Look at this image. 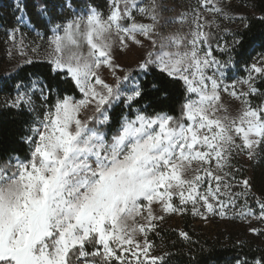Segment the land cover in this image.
I'll return each instance as SVG.
<instances>
[{"label":"snow or ice","instance_id":"obj_1","mask_svg":"<svg viewBox=\"0 0 264 264\" xmlns=\"http://www.w3.org/2000/svg\"><path fill=\"white\" fill-rule=\"evenodd\" d=\"M203 3L212 4L209 11L223 14L212 0ZM132 7L135 0H111L106 17L90 9L64 26L63 37L54 36L51 70L67 77L83 98L58 94L25 138L28 156L10 158V173L0 166V264H158L163 257L151 253L153 245L147 239L154 221L163 219L155 215L154 206L164 213H183L190 204L194 215L225 217L230 205L236 208V200L248 195L249 181H240L244 191L233 193L225 179L231 173L224 169L234 153L246 152L251 159L264 144V103L253 106L249 99L258 92L256 80H264V55L247 66L244 78L225 83L221 69L227 64L216 59L210 47L201 48L209 43L203 25H197L185 51L149 52L138 64L141 70L154 65L198 97L186 99L180 119L136 109L134 118H121L110 139L89 127L92 120L108 123L102 109L119 99L121 83L129 79L116 77L112 85L101 76L103 67L113 73L119 67L114 54L117 40L120 47H127L128 41L140 44L137 35L150 37L154 30L155 6L150 13L153 24L136 23ZM54 8L46 3L42 11ZM124 20L132 23L125 25ZM81 40L88 46L86 53L79 50ZM240 43L234 36L221 51H235ZM213 67L216 71L208 75ZM221 91L241 102L236 115L227 114ZM40 93L48 99L43 87ZM143 95L136 85L125 103L131 106ZM22 103L31 109L26 92L18 93L11 106L19 108ZM90 105L103 120L80 118ZM256 203L258 215L250 208L237 215L264 221V199ZM145 210V223H137L136 217ZM180 235L188 238L184 232ZM254 264H264V257Z\"/></svg>","mask_w":264,"mask_h":264},{"label":"rangeland","instance_id":"obj_2","mask_svg":"<svg viewBox=\"0 0 264 264\" xmlns=\"http://www.w3.org/2000/svg\"><path fill=\"white\" fill-rule=\"evenodd\" d=\"M30 1L33 5V0ZM27 2L28 0H0V112L12 111L17 116L25 117L23 124L25 129L20 140L26 145L29 154V145L26 143L25 138L31 134L33 127L38 126V120L42 119L47 108L58 98V94H67L59 92L57 88L50 91L38 74L22 76L19 72L30 64H44L49 67L52 74H55L56 72L51 70L53 67L51 59L54 55V45L52 44L54 36L60 35L63 37L65 35L64 26L73 19L86 16L90 9L94 8L106 17L110 11L111 0H60L59 3L55 4V10L47 13L49 17L42 21L36 18L35 22L39 21L38 26L34 25L35 22L31 23L24 14ZM212 3L222 8L223 14L209 11L212 4L205 5L203 0H135V7H132L131 11L135 22L138 24H153L150 13L155 6L157 19L154 30L150 37L137 35V39L141 41L140 44L128 41L127 47H120L117 40L114 54L115 64L119 67L115 69L114 73L113 70L103 67L101 76L107 83L112 85L116 84V77L122 78L129 75V79L121 83L119 99L113 100L110 105H106L102 109L104 114L109 117L108 123L100 124L97 120H92L89 127L99 129L110 139L119 127L123 116L134 118L136 109H147L149 114H154L155 112H151L145 104H142L139 98L131 106L125 103L126 97L132 94L136 85L144 90L143 83L150 71L160 73L154 65L150 66V70H141L138 68V64L146 58L149 52L155 55L162 50L170 52L185 51L190 47L189 41L192 39V33L196 30L198 24L203 25L202 30L209 34L208 45H201V48L207 50L210 47L213 56L222 63L227 64V67L221 69L224 73L225 83L230 84L233 80H239L246 76L247 66L264 55V35L263 38L253 42L246 55L240 53L239 45L232 52L221 51V48L226 44L231 45L234 36L241 41V33L248 28L251 20L264 22V0H212ZM141 8L146 9V12L142 14L139 11ZM5 18L10 19L11 22L3 21ZM122 23L127 25L132 21L124 20ZM57 25L61 27L57 29ZM174 40H180L181 43L177 45ZM79 50L84 53L88 50V46L83 40L80 41ZM201 55H203V51ZM215 71L216 68L213 67L207 70V74L212 75ZM61 75L62 80H68L63 74ZM163 75L167 77L165 74ZM34 82L37 85L36 87H33ZM179 82L183 90V98L177 111L175 113L162 111L177 119L182 116V106L186 99L188 97L198 98L195 94L186 93L183 82ZM262 84H264V80L258 79L255 82L258 92L249 97L253 106L264 103V95H261L264 91H261L260 87ZM17 85L20 87L18 88ZM72 85L74 87V84ZM41 87L44 88V95L48 97L47 100L41 96ZM240 87L238 85L237 90ZM243 87L246 89L247 86ZM75 90L77 95L74 98L76 100L82 99L83 96L79 90L76 88ZM22 92L28 93L31 97V109L23 103L19 108L11 106L12 100L16 98L18 93ZM221 103L225 106L229 115H236L241 104L239 100L223 91H221ZM115 108H118V116L116 120H112L110 114ZM221 114H225L223 110ZM93 116L97 117L98 120H103V116L95 111L94 105H90L82 109L80 118L87 120ZM185 122L187 121L185 120ZM9 162L10 158L1 160L0 166L8 168ZM11 163H15V161L11 160ZM8 171L10 173L11 168H8ZM224 172L231 173L225 179L231 183L233 193L244 191L243 186L239 184L242 180H248L250 185L247 190L248 195L246 197L241 196L236 200V208H232L230 205L227 210L228 214L225 217L218 214H208L202 208L200 211L205 212L206 218L194 215L190 204L188 210L183 213H164L159 207L154 206L155 215L163 216V219L154 221L155 228L148 231L147 239L153 245L151 253L163 257V260L158 261V264L164 263L167 254L162 247L152 242L153 232H157L159 228H165L175 230L180 235L181 232L185 233L183 222L186 219L191 221L190 228L192 232L202 239L217 241L224 247L250 245L264 252V221L253 217L244 219L237 215L239 211H247L248 208L252 209L257 215L259 213L256 200L264 199V144L255 149V154L251 159L246 152L234 153ZM245 200L247 201L246 207L244 206ZM144 215H146V210L142 212L141 216L136 217L137 223H145ZM251 229H256V231L253 232ZM182 238L184 239L183 236ZM89 250H92L91 246H89ZM96 259L99 260V257ZM238 261L246 262L235 260L233 264H237ZM74 264H76L75 261ZM246 264H254V262H246Z\"/></svg>","mask_w":264,"mask_h":264},{"label":"trees","instance_id":"obj_3","mask_svg":"<svg viewBox=\"0 0 264 264\" xmlns=\"http://www.w3.org/2000/svg\"><path fill=\"white\" fill-rule=\"evenodd\" d=\"M59 1L33 0L35 5H32L30 3L31 1L28 0L24 14L31 23H34L36 18L39 21L45 20L49 17L48 12L44 13L42 11L45 4L55 5ZM52 10H55V8ZM5 19L3 21L11 22L10 19ZM39 21L35 22L34 25L38 26ZM263 35L264 22L251 20L248 28L241 33L240 53L246 55V52L253 42L263 38ZM19 73L22 76L38 74L44 80L50 91L53 88H57L59 92H65L67 95L73 97L77 95L75 88L69 80H62V75L58 76L57 73L52 74L49 67L44 64H30L22 68ZM153 84H156L157 87L153 88ZM143 87L144 95L140 101L151 112L169 111L170 113H175L177 111L179 103L183 98V90L179 81L170 80L161 73L150 71L145 77ZM260 87L261 91H264V84ZM110 115L112 120H116L118 108L113 109ZM24 122V116H17L12 111L0 112V161L7 160L13 156L21 159L27 157V147L20 140L25 129ZM190 225L191 221L188 219L183 222V228L188 237L187 239H183L175 230L159 228L157 232H153V236H151L152 242L162 247L163 251L167 254L163 264H233L235 260H244L248 263H253L255 260L264 257L262 250L250 245L224 247L217 241L202 239L192 232Z\"/></svg>","mask_w":264,"mask_h":264}]
</instances>
